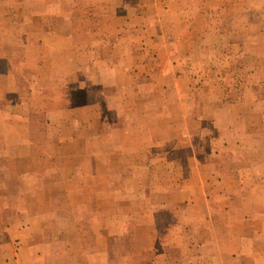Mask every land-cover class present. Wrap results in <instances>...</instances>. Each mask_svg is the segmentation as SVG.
<instances>
[{"label":"rangeland","instance_id":"rangeland-1","mask_svg":"<svg viewBox=\"0 0 264 264\" xmlns=\"http://www.w3.org/2000/svg\"><path fill=\"white\" fill-rule=\"evenodd\" d=\"M7 4L27 22H0L18 48L0 110L29 127L0 143L50 167L27 205L54 211L52 264H232L238 238V264H264V0Z\"/></svg>","mask_w":264,"mask_h":264},{"label":"crops","instance_id":"crops-1","mask_svg":"<svg viewBox=\"0 0 264 264\" xmlns=\"http://www.w3.org/2000/svg\"><path fill=\"white\" fill-rule=\"evenodd\" d=\"M7 10V0H0V11H3L0 13V22L9 21L12 26L27 22V19L24 18L16 20L13 18L10 20L4 14ZM40 16L44 17L45 15L42 14ZM2 29L3 27L0 26V30ZM17 51L18 48L11 47L10 56H2L3 49L0 46L1 102L7 101L14 91L11 88L10 93L7 84L1 80L3 77L18 76V70L13 72V55ZM3 64H6V67ZM14 86H17V81L14 82ZM3 113L5 112L0 110V127L5 130L6 134L9 135L10 133L12 135L13 131L11 130L14 127L19 128L23 133H25L23 130L28 131L29 124L27 120H22L21 123L12 122L6 120ZM39 146L38 143L31 140L27 141L26 139L0 143V238L4 237L2 242V239H0L2 252L0 260L2 264H52L54 262H66L68 259V254L64 248L65 245L63 241H60L62 238H52L51 228L47 225V218L54 211H49L51 213L46 212L43 208L44 203H41L36 205L38 210L32 213L31 208L27 205L28 198L31 197L39 196L37 200V203H39V198L45 193L43 184L46 181L48 170H50V167L42 169V167L39 168L34 163L35 150L43 155ZM6 150L13 152L8 153ZM29 166L31 167L29 168ZM107 239L111 240L113 238ZM238 239V248L233 252L222 251L219 256L221 260L226 257L232 264H238L243 259L251 258L249 255L244 254L242 239ZM83 256L86 261L93 262L90 255L83 253ZM156 260L155 258L152 264H156ZM249 260L252 261V259ZM167 262H170V264H195L193 258L188 255L177 257L173 260L170 259L165 263ZM206 262L212 264L215 260H212V263L210 261Z\"/></svg>","mask_w":264,"mask_h":264}]
</instances>
